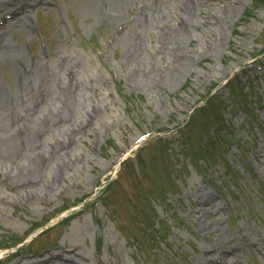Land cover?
<instances>
[{"label": "rangeland", "instance_id": "374dc122", "mask_svg": "<svg viewBox=\"0 0 264 264\" xmlns=\"http://www.w3.org/2000/svg\"><path fill=\"white\" fill-rule=\"evenodd\" d=\"M109 3L31 0L0 20L1 87L72 62L60 77L84 107L81 132L43 136L67 165L24 187V163L0 165V264H264V0ZM179 28L191 61L173 81Z\"/></svg>", "mask_w": 264, "mask_h": 264}, {"label": "bare ground", "instance_id": "6f19581e", "mask_svg": "<svg viewBox=\"0 0 264 264\" xmlns=\"http://www.w3.org/2000/svg\"><path fill=\"white\" fill-rule=\"evenodd\" d=\"M133 0H109V4H129ZM6 7L9 9L11 7L12 11L9 14V18H6V14L3 11L1 19H4L11 26V22L14 20L16 22H22L25 15L18 17L16 14L18 11L25 10L27 6L31 3V0H10L6 1ZM108 4V6H110ZM150 4V3H148ZM143 18L150 16V5L144 4ZM109 8V7H108ZM189 11V9L187 10ZM12 18V19H11ZM183 20H186L184 18ZM21 24V23H20ZM4 26H0V63L2 61L10 60L9 56L10 50L6 46L4 41ZM176 36L167 35L175 43L174 49H176L174 55V62H177V68L173 74L172 80L178 78L181 69L187 67L188 63L191 61V56L184 53L180 48L183 44L184 34L179 28ZM186 54V55H185ZM72 61V60H71ZM67 68L66 72L73 73L76 72L75 65L72 62L67 65L62 66V70ZM16 70L18 68L16 67ZM62 70L57 72H50L49 77L44 75L37 76L39 80V86L32 87L30 91L28 86H34L29 82L27 70L21 73L22 80L20 82V91L6 92L0 85V165L5 166L8 163H19L25 164V169L22 174H18V184L24 187L26 184H35L38 182L42 175V169L47 164H61L62 166L67 165V161L63 160L64 151H60L61 147L57 145L62 142V140L50 141L48 144L44 140V133L46 134L50 129H52L55 124L64 123L63 131L65 133V138H72L76 130H80V113L84 107H81L78 103V96L71 88L69 81L65 79L62 80L60 77ZM73 70V71H72ZM69 75V74H68ZM18 85V86H19ZM22 91V92H21ZM20 92V93H19ZM97 108L91 107V112L96 113ZM83 112V111H82ZM67 127V128H66ZM66 128V129H65ZM71 134V135H70ZM64 138V139H65ZM63 144V142H62ZM34 146L31 155H25L24 152L28 147ZM25 150V151H24ZM27 161H26V159ZM57 177V176H56ZM53 187V186H51ZM205 200L210 201L211 196L205 194ZM214 204V203H213ZM202 207L201 210L204 213L208 212ZM210 209V207H209ZM217 227V224L216 226ZM219 229V228H218ZM226 238V237H225ZM216 244L207 245L201 248L202 255L205 254L208 261L214 258H223L222 249L225 243L231 241V237L225 240L224 237H219L213 240ZM228 241V242H227ZM233 245L227 244V248H231ZM217 260V259H216Z\"/></svg>", "mask_w": 264, "mask_h": 264}]
</instances>
